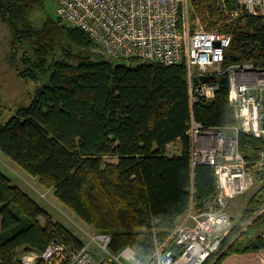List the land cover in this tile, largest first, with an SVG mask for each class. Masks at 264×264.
<instances>
[{
    "label": "trees",
    "instance_id": "16d2710c",
    "mask_svg": "<svg viewBox=\"0 0 264 264\" xmlns=\"http://www.w3.org/2000/svg\"><path fill=\"white\" fill-rule=\"evenodd\" d=\"M42 5L43 0H0L11 49L19 57L18 76L25 82L46 77L28 104L0 122V153L52 189L84 223L109 233L111 251L130 246L143 261L191 201L200 208L215 193L210 166L190 169L186 65L115 63L112 57L93 51L96 44L85 31L58 16L35 26L30 13ZM226 5L238 6L232 0H226ZM192 8L208 21V29L223 16L216 0H192ZM219 29L231 34L225 64L264 63L263 16L240 15L221 22ZM201 79L192 80L198 84ZM211 79L218 83L215 98H200L193 106L194 116L206 126H232L236 119L228 103L226 76L214 74ZM238 138L239 150L248 161L264 151V136L255 139L240 132ZM174 142L182 147L180 156L165 153ZM255 182L259 186L240 222L264 202V168L255 174ZM41 216L46 218L44 225ZM263 221L264 213L249 229ZM240 222L224 239L222 250L204 264H219L229 253L264 246L260 237L245 238L247 231L230 241ZM53 239L82 245L0 168V264H23L25 251H43Z\"/></svg>",
    "mask_w": 264,
    "mask_h": 264
},
{
    "label": "built area",
    "instance_id": "2783aa9c",
    "mask_svg": "<svg viewBox=\"0 0 264 264\" xmlns=\"http://www.w3.org/2000/svg\"><path fill=\"white\" fill-rule=\"evenodd\" d=\"M55 1L58 17L85 31L96 44L94 52L128 65H186L191 113L185 134L190 169L193 172L199 164L210 166L215 175V193L200 208L191 201L168 235L155 243L143 261L130 246L111 251V235L91 231L79 219L72 221V226L82 243L80 247L53 239L43 251L24 253L22 263L204 264L222 250L233 227L230 203L253 188L255 174L264 168V151L248 161L239 150L238 138L240 132L255 139L264 136V63L241 60L225 64L231 34L220 31V26L194 29L190 21L192 0ZM218 1L227 6L226 0ZM232 1L238 6L224 9L230 18L264 17V0ZM214 74H223L228 81V103L236 119L232 126H206L194 116L193 106L200 98H215L218 83L206 79ZM194 76L202 81L195 84ZM181 152L180 145L170 143L165 153L180 156ZM263 213L264 202L243 221L241 230L253 225ZM258 233L264 241V221Z\"/></svg>",
    "mask_w": 264,
    "mask_h": 264
},
{
    "label": "rangeland",
    "instance_id": "374dc122",
    "mask_svg": "<svg viewBox=\"0 0 264 264\" xmlns=\"http://www.w3.org/2000/svg\"><path fill=\"white\" fill-rule=\"evenodd\" d=\"M217 6L222 11L223 16L217 21V25L215 27H219L221 22L233 20L236 17H229L225 10L229 9L227 7H223L218 0ZM225 9V10H224ZM57 3L55 0H43L42 6H36L30 13V18L35 26H40L43 20H46L47 17H57ZM190 21L194 29L202 27H209L208 21H203L197 15L194 8L190 9ZM219 25V26H218ZM7 30H0V106H9L15 107V109L19 106H23L29 103L31 92L37 87L41 86L45 83L46 77L42 78L39 82L28 81L25 82L19 77L12 76L8 77L6 75L5 66L9 63L11 59L15 61V66H19V57H16L13 52L9 50V33L7 38ZM66 46L69 44L65 41ZM12 51V49H11ZM106 57H110L106 55ZM115 63H121L122 60L118 58H112ZM16 68V67H15ZM179 146V143L175 144ZM106 161L116 162V158L105 157ZM0 168L9 175L12 183L19 187L22 191L28 194L32 199H34L40 206H42L46 212L48 218L53 222H58L63 224L72 234H74V224L72 226V221L77 222L80 218L77 217L68 207L62 204L54 195V191L52 189H46L39 183L37 178L30 177L24 171H22L17 165L8 162L5 157L0 153ZM259 183L253 185V188L243 193L240 196H237L230 203L228 211L232 216L233 227L240 222V218L245 208V205L249 199V197L255 192L258 188ZM81 220V219H80ZM39 221L42 225L45 224L46 218L41 216L39 217ZM82 221V220H81ZM263 223V222H262ZM243 222H240L239 228L236 233H234V239L238 237V235H243L247 231V235L245 238L249 239L251 236H256V234L260 231V229H242ZM86 226L91 230L95 231L93 227L89 224ZM261 226V225H260ZM232 227V228H233ZM231 228V230H232ZM229 231V233L231 232ZM228 235V234H227ZM259 236V233H258ZM233 237V236H232ZM231 237V238H232ZM31 251V250H30ZM30 251H25L24 253H28Z\"/></svg>",
    "mask_w": 264,
    "mask_h": 264
},
{
    "label": "crops",
    "instance_id": "0c3cea01",
    "mask_svg": "<svg viewBox=\"0 0 264 264\" xmlns=\"http://www.w3.org/2000/svg\"><path fill=\"white\" fill-rule=\"evenodd\" d=\"M1 29L7 30V32H6L7 38H8V33H9V49H10L9 51L12 52L11 51V32H10L9 26L2 19L1 15H0V30ZM15 67H16L15 61L13 59H11L9 61V63L5 66L6 75H8V77H12L13 75L14 76L17 75V77H19L17 72H16ZM32 93H33V91L31 92V94ZM0 102H1V100H0ZM14 110H15V107L11 108L9 106V108H8L5 106H0V122L5 121L13 113ZM176 143H179V142H174V144H176ZM181 216L178 219H180ZM260 227L261 226H259L257 229H260ZM255 237H259L258 233L256 234V236H251L250 238H253L252 240H254ZM219 264H264V246H262L258 249H252L250 251L229 253L224 258H222V260Z\"/></svg>",
    "mask_w": 264,
    "mask_h": 264
},
{
    "label": "water",
    "instance_id": "95a60500",
    "mask_svg": "<svg viewBox=\"0 0 264 264\" xmlns=\"http://www.w3.org/2000/svg\"><path fill=\"white\" fill-rule=\"evenodd\" d=\"M211 78H212V76H210L209 78H206V79H209L210 80Z\"/></svg>",
    "mask_w": 264,
    "mask_h": 264
}]
</instances>
